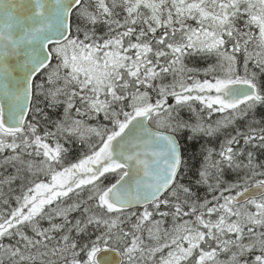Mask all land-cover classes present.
Returning <instances> with one entry per match:
<instances>
[{
  "label": "snow or ice",
  "instance_id": "6c2138e0",
  "mask_svg": "<svg viewBox=\"0 0 264 264\" xmlns=\"http://www.w3.org/2000/svg\"><path fill=\"white\" fill-rule=\"evenodd\" d=\"M0 264H264V0H0Z\"/></svg>",
  "mask_w": 264,
  "mask_h": 264
},
{
  "label": "trees",
  "instance_id": "16d2710c",
  "mask_svg": "<svg viewBox=\"0 0 264 264\" xmlns=\"http://www.w3.org/2000/svg\"><path fill=\"white\" fill-rule=\"evenodd\" d=\"M191 66V65H190ZM198 67H204L206 65L204 64H198L196 65ZM185 135H188V133H185ZM204 143V140L200 139V140H195V141H188L187 145H186V150L188 155H192L193 153L196 154V156H200L201 154V145ZM77 148L79 147V145L76 146ZM75 151L73 152V155H75ZM225 180H231L233 179V175L231 173H228L225 175L224 177ZM201 196L205 195V191L203 188H201L200 193Z\"/></svg>",
  "mask_w": 264,
  "mask_h": 264
}]
</instances>
